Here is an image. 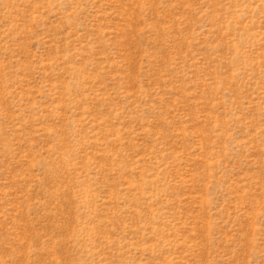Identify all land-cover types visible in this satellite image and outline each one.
Returning a JSON list of instances; mask_svg holds the SVG:
<instances>
[{
  "label": "rangeland",
  "instance_id": "374dc122",
  "mask_svg": "<svg viewBox=\"0 0 264 264\" xmlns=\"http://www.w3.org/2000/svg\"><path fill=\"white\" fill-rule=\"evenodd\" d=\"M0 264H264V0H0Z\"/></svg>",
  "mask_w": 264,
  "mask_h": 264
}]
</instances>
